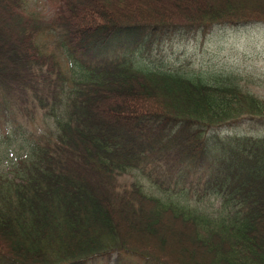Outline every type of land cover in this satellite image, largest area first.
I'll use <instances>...</instances> for the list:
<instances>
[{
    "label": "trees",
    "instance_id": "trees-1",
    "mask_svg": "<svg viewBox=\"0 0 264 264\" xmlns=\"http://www.w3.org/2000/svg\"><path fill=\"white\" fill-rule=\"evenodd\" d=\"M28 2L0 0V88L7 101L27 88L53 101L24 167L0 182V264H85L120 252L156 264H264V137L212 134L264 120L263 97L236 74L204 79L118 52L93 65L75 58L79 77L70 78L37 42L58 29L69 51L99 56L130 34L264 22V0H53L50 17ZM211 154L217 166L200 193L170 187ZM144 168L158 190L118 182ZM203 196L209 210L189 202ZM165 222L184 231L188 259L165 250V235L142 242Z\"/></svg>",
    "mask_w": 264,
    "mask_h": 264
},
{
    "label": "rangeland",
    "instance_id": "rangeland-1",
    "mask_svg": "<svg viewBox=\"0 0 264 264\" xmlns=\"http://www.w3.org/2000/svg\"><path fill=\"white\" fill-rule=\"evenodd\" d=\"M53 0H29L28 5L31 10L42 14L44 17H50L53 14ZM54 34H40L37 42L44 45L49 50H53L61 57L66 76L78 78L76 73L77 66L74 60L80 59L86 65H93L101 56L113 55L114 52L120 54H133L138 62L147 65L152 64L165 69L179 70L189 75H199L205 79V76L232 73L244 79L246 86L257 96L264 98V22L257 21L242 25H214L206 29H170L153 34H130L125 41L124 46L117 45L107 49L99 56H94L92 51L81 54L68 50L69 45L64 42L61 32L56 29ZM57 42H52V40ZM63 40V41H62ZM79 61V60H78ZM54 77V76H52ZM65 91L57 94L62 100L65 99L68 90L75 87L71 82L65 84ZM8 90L0 88V182L2 179L15 178V169L20 170L24 165L21 161L31 153L32 143L36 136H39L47 128L44 118V112L50 111L53 96L43 89L33 91L26 89L20 92L17 98H10L8 101L3 96ZM39 99V101L36 95ZM12 99V101H11ZM20 101V104L18 102ZM19 106V108L17 107ZM154 129L156 123L148 124ZM224 131L219 128L212 134L264 137V120L256 118H243ZM215 155L211 154L206 164L201 166H191L188 176H183L182 180L175 185L169 182L170 187L174 189L182 185L190 189L189 193L194 196L201 192L200 184L208 176L211 169L217 164H212ZM163 163V162H162ZM160 164V168H166L165 164ZM215 169V168H214ZM144 172V173H143ZM135 170L131 173L123 174L118 177L119 183H128L135 178L142 180L148 192L158 190L156 186L145 175L148 168ZM203 173H206L203 175ZM154 176V173L152 174ZM173 180V177H171ZM168 180H164L166 184ZM5 184V183H3ZM154 194H156L154 192ZM201 202H195L190 198V203L204 207V210L210 209V199L206 196L201 197ZM177 224L170 225L165 222L159 227L156 237L148 239L142 237V242L146 240L149 243L159 245L161 236H167L165 250L176 257L178 260H185L190 257L191 243L186 240L179 232ZM131 232V231H130ZM127 233V232H126ZM129 235V233H127ZM134 235V234H133ZM137 237V238H136ZM140 236L134 235L132 239L139 240ZM186 241V242H185ZM146 243V242H145ZM188 259V258H187ZM192 262H196L191 258ZM85 264H156L144 260L137 256L125 254L123 252L113 253L110 257L95 258Z\"/></svg>",
    "mask_w": 264,
    "mask_h": 264
}]
</instances>
